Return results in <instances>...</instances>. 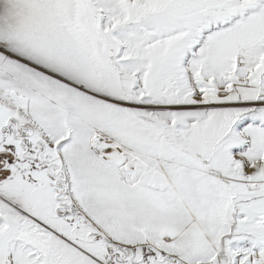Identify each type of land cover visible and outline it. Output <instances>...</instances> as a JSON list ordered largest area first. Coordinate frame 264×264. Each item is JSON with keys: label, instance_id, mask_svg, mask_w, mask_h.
Instances as JSON below:
<instances>
[{"label": "snow or ice", "instance_id": "obj_1", "mask_svg": "<svg viewBox=\"0 0 264 264\" xmlns=\"http://www.w3.org/2000/svg\"><path fill=\"white\" fill-rule=\"evenodd\" d=\"M0 264H264V0H0Z\"/></svg>", "mask_w": 264, "mask_h": 264}]
</instances>
